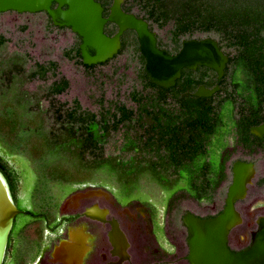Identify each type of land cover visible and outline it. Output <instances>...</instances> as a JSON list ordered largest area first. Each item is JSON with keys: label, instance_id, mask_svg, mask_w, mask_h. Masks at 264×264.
<instances>
[{"label": "trees", "instance_id": "trees-1", "mask_svg": "<svg viewBox=\"0 0 264 264\" xmlns=\"http://www.w3.org/2000/svg\"><path fill=\"white\" fill-rule=\"evenodd\" d=\"M132 5H137L145 14L135 16L149 23L164 26L171 22L170 50L162 47L157 40V47L168 53L180 47L181 37L195 32H216L231 49L227 53L228 63L222 79L218 82L213 71L199 67L195 72L183 70L181 78L168 90L152 85L143 73L144 61L135 35L127 31L121 38L122 47L118 55L130 41L136 46L135 54L141 65L139 78L142 90H133L129 94L135 105L133 109L114 103L97 118L92 113L81 112L76 102L73 108L66 111H62V106L55 109L52 104L61 134H51L54 140L51 142L45 135H34L37 127L23 123L15 108L14 120L17 123L3 118L0 110V136L11 140L19 150L27 151L33 158L39 157L36 150L38 143L49 153L53 154V150L60 152L59 160L54 162L70 175L68 181L55 182L88 181L93 176L90 170L93 168L112 173L113 184L123 196L137 193L140 182L149 180L163 194L182 185V191L190 196L209 199L226 178L227 162V157L222 155L218 156L216 164L210 161L207 151L213 145L212 139L217 136L222 138V146L216 148L218 151L226 149L225 140L230 135L235 136L238 144L245 149L264 146V140L253 142L249 132L252 127L264 124V0L259 7L257 4H244L236 9H222L220 6L215 9L209 4L204 5L203 0H132L125 3L124 11L132 12ZM149 29L152 30L150 24ZM115 31L116 27L112 24L104 28L109 36ZM4 41L0 39V47ZM79 43L77 38L76 47L63 54L77 58L83 66ZM218 45L223 49L220 43ZM83 67L94 69L96 66ZM54 69L52 63L47 67L37 65L32 74L34 77L45 75ZM3 70L0 69L3 79L13 73L12 68ZM67 86L65 80L59 79L50 87L49 94H60ZM199 86L208 89L218 86L219 91L208 99L193 96L179 99L183 93H193ZM121 128L129 132L134 129L133 137L127 138L123 145L128 153L133 154L131 159L121 161L118 157H104L103 146L109 134ZM26 130L30 132L23 139L17 137L20 131L26 133ZM0 173L13 195L18 185L17 176L1 157ZM75 174L81 178L73 177ZM26 213L35 216L31 212Z\"/></svg>", "mask_w": 264, "mask_h": 264}, {"label": "rangeland", "instance_id": "rangeland-1", "mask_svg": "<svg viewBox=\"0 0 264 264\" xmlns=\"http://www.w3.org/2000/svg\"><path fill=\"white\" fill-rule=\"evenodd\" d=\"M126 1L130 3L132 0ZM262 2L263 0H203L204 5L209 4L215 9H218V6L222 9H236L239 5L244 4H257V7H259ZM132 12L139 16L145 15L137 5H132ZM150 25L162 47L170 50L171 22L164 26L155 23H150ZM205 37H210L220 43L224 52H231V49L227 47L216 32H195L181 37L180 40H199ZM0 39L5 40V43L0 47V69L5 71L12 68L13 71L12 75L6 76L4 79L0 77L1 114L3 118H8L17 123L14 120L15 108L23 123L33 124L37 127L34 130V135H45L47 141L51 142L54 141L51 134H61L54 107L56 109L58 106H62V111H66L73 108V104L76 102L81 112L92 113L97 118L114 103L123 104L132 109L135 107L129 98V94L133 90L141 91L142 82L139 78L141 65L135 54L136 46L134 43L128 41L129 43L124 51L108 63L96 66L94 69H85L73 60L74 57L69 58L63 54L64 51H70L76 46V35L70 29L60 30L53 25H49V19L44 13L17 14L11 12L3 14L0 18ZM49 63L54 64V71L49 70L45 75L33 76L32 73L37 70V65L47 67ZM59 79H63L68 83L67 89L61 94L50 95L48 92L50 87ZM52 104H54V107L51 106ZM17 128L18 125L16 130ZM133 131L134 129L129 132L121 128L118 132L110 133L103 146L104 157H118L121 161L131 159L133 154L128 153L123 145L127 138L133 137ZM22 132L20 131L17 137L23 139L26 134H29L30 130H26V133L23 132L24 134ZM225 143L227 147L221 154L216 149L218 145L222 146V138L219 136L212 139L213 145L208 148V156L213 164L217 163L218 155L219 157L221 155L227 157V162L225 165L226 178L208 199L206 209H200L186 194L180 192L179 188L182 185L171 190L169 195H164L167 203L173 196L169 214L174 219L180 220L187 211L201 216L212 215L221 211L231 183V165L236 160L253 162L256 168L253 183L248 188L246 198L237 203V210L242 214L244 223L249 220V215L252 213H255V215L253 214L254 219L264 214V147L260 150L248 151L237 143L233 135H230ZM36 145H38L36 150L39 157L33 158L27 151L19 150L11 140H5L0 136V157L20 181L15 191L20 200H18V206L33 211L37 206L36 204L25 207L20 202L41 200L46 193L51 191V188L61 183L60 195L66 184L54 180L68 181L70 175L69 172H63L64 167L58 166L54 162V160H59L60 152L53 150L54 153L52 154L41 146L42 144L38 143ZM92 169L90 170L93 176H90L89 180L99 181L104 185H108L116 195L119 193L113 184L112 173L101 169ZM73 177L79 178L80 176L75 174ZM184 178L186 177L184 176ZM175 192L177 193L174 194ZM120 195L122 194L120 193ZM122 197L162 199L163 195L153 182L143 180L138 186L137 193ZM163 203L165 202L160 203L158 208H161L164 205ZM21 219L20 214L15 217L12 233L15 234L19 231ZM34 228H36L35 225L31 226L29 230ZM231 246L236 247L237 245L233 243Z\"/></svg>", "mask_w": 264, "mask_h": 264}, {"label": "water", "instance_id": "water-1", "mask_svg": "<svg viewBox=\"0 0 264 264\" xmlns=\"http://www.w3.org/2000/svg\"><path fill=\"white\" fill-rule=\"evenodd\" d=\"M123 1L111 0L108 15L103 17V8L95 0H0V16L9 11L19 14L45 13L54 27L68 28L80 39L78 50L85 67L102 65L112 60L121 49L122 35L126 31H132L144 61L143 73L152 85L164 90L175 86L183 70L195 71L198 67L213 71L217 81L222 79L228 56L219 48L217 41L210 37L183 39L179 50L175 54H169L157 47L156 33L149 29L147 21L121 9ZM107 24L116 27V31L110 36L104 32ZM218 91V86L210 89L199 86L193 94L185 93L181 99L190 95L207 99ZM250 132L262 137L264 125L251 128ZM255 175L256 169L252 162L234 161L231 165V183L221 213L209 219L197 218L189 212L184 214L182 224L188 231L187 259L190 264H264V215L257 217L256 229L251 233L247 248L233 251L228 245L230 232L242 224L236 204L246 198ZM91 194L74 195L71 200L76 202ZM21 213L0 173V264H3L14 219ZM105 213L95 208L86 210L84 215L96 219L103 217ZM75 237L71 233L70 241L61 243L55 249V261L82 264L88 250L85 246L86 237H81L79 241ZM108 241L112 247V255H118L120 260L127 258V241L114 222L111 224Z\"/></svg>", "mask_w": 264, "mask_h": 264}, {"label": "flooded vegetation", "instance_id": "flooded-vegetation-1", "mask_svg": "<svg viewBox=\"0 0 264 264\" xmlns=\"http://www.w3.org/2000/svg\"><path fill=\"white\" fill-rule=\"evenodd\" d=\"M95 1L100 3L103 8L102 16L107 17L111 0H108V4H105L106 0ZM126 2L124 0L121 4L123 11ZM129 13L134 14L133 12ZM44 15L46 14L44 13ZM46 17L49 19L47 15ZM148 24L150 23L148 22ZM49 25H52L50 19ZM58 29L63 30L68 28ZM76 38L78 37L76 36ZM179 48L176 51H171L169 54H175ZM221 50L223 51V49ZM224 53L227 55L226 52ZM73 60L77 61L78 59L74 57ZM182 95L179 98L180 100H182ZM250 135L252 136L253 142L254 140H257V142L264 140V134L262 137H257L250 132ZM235 139L237 141L236 137ZM255 149L260 150L262 148L251 146L246 150ZM207 152L209 153V150ZM217 152L221 154L223 150L218 151L217 149ZM17 181L19 184L20 181L18 178ZM60 185L62 184H56L41 200L20 202L25 207L36 204L37 206H35L34 211L27 208H20L18 206L20 200L16 192L14 191V194H11L16 208L20 211L22 210L20 214L22 219L19 231L15 234L12 233L15 225V221L13 222L3 264H63L54 260L53 253L61 243L70 241L69 236L71 233L76 236L75 238L78 241L84 236L86 237L85 246L88 250L83 257L82 264H190L187 259L189 252L187 244L188 231L182 224L184 215L180 220H177L169 214L173 196L167 203L166 196L164 195H169L170 192L166 194L162 193V199H143V197L123 198V195H120V193L116 195L108 185H104L99 181L88 180L85 182L66 184L64 191L59 195ZM179 189L197 207L206 209L207 198L192 197L182 191V187ZM86 193L92 194L91 196L80 198L76 202L71 200V197L74 195H85ZM162 202H165L163 203L164 205L158 208ZM95 208L99 211L106 212L105 215L96 219H90L84 215L86 210H93ZM221 211L206 216H201L190 211L187 212L200 219H209L216 217ZM26 212H31L35 216H30ZM239 214L242 217L240 212ZM253 214L255 215V213L249 215L250 218L245 223L242 217L241 225L243 226L240 225L230 232L228 245L233 251H241L249 246L251 233L256 229L255 221L259 217L257 216L254 219ZM112 222L117 225V229L124 235L128 244L126 248L127 258L124 260H120L118 255H112V247L108 241V234L111 231ZM34 225L36 228L29 230ZM233 243L238 247H232L231 244Z\"/></svg>", "mask_w": 264, "mask_h": 264}]
</instances>
